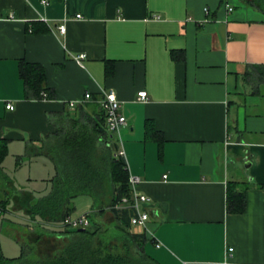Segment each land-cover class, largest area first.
<instances>
[{
    "label": "crops",
    "instance_id": "0c3cea01",
    "mask_svg": "<svg viewBox=\"0 0 264 264\" xmlns=\"http://www.w3.org/2000/svg\"><path fill=\"white\" fill-rule=\"evenodd\" d=\"M21 62L43 67L51 97L26 98ZM108 89L127 120L128 176L149 198L140 204L146 228L130 227L144 234L145 253L158 264H264V0H0V199L24 201L37 179L52 192L53 123L80 104L93 115ZM86 92L91 99L80 102ZM9 160L35 164L18 183L15 168L4 171ZM228 182L244 193L242 212L227 209ZM96 193L101 202L89 213L113 222L99 214L114 193L109 178ZM79 196L92 200L78 194L74 209ZM12 210L11 221L30 222ZM18 226L7 220L0 229L21 250Z\"/></svg>",
    "mask_w": 264,
    "mask_h": 264
},
{
    "label": "trees",
    "instance_id": "16d2710c",
    "mask_svg": "<svg viewBox=\"0 0 264 264\" xmlns=\"http://www.w3.org/2000/svg\"><path fill=\"white\" fill-rule=\"evenodd\" d=\"M19 76L26 89V98L41 100V92L48 93L45 71L41 65L21 62ZM77 108L76 115L59 114V120L53 123L56 125L55 131L48 134L55 140L46 149L56 167L52 178V192L38 199L28 193L24 201L21 195L18 199L19 208L27 212L30 222L8 220L13 224L35 226L57 236L70 237L53 255L37 258L28 250L26 242H21V253L14 258L4 256L0 245V264H158L144 252V234H136L130 230V217L135 211L126 162L115 154L116 141L104 126L103 110L95 107L92 115L83 110L82 104ZM146 126L149 127V124ZM98 141L103 144L102 154L99 155L96 154ZM6 153L7 140L0 138V164ZM106 178L112 183L114 193L107 208L100 206L99 214L103 216L106 210L109 211L112 224H108L103 218L97 221L96 213H87L91 224L89 227L78 230L79 228L69 229L64 226L63 221L74 209L72 199L78 194L87 193L101 202L102 196L96 193V189L103 185ZM122 198L127 201L121 203ZM13 202L8 197L0 199L2 213L6 210L12 212L8 205ZM121 204L127 206L120 207ZM244 207L243 191L238 190L234 182H228V211L242 212ZM49 225L56 227L50 228ZM111 243L119 246L122 251H110L108 246Z\"/></svg>",
    "mask_w": 264,
    "mask_h": 264
},
{
    "label": "rangeland",
    "instance_id": "374dc122",
    "mask_svg": "<svg viewBox=\"0 0 264 264\" xmlns=\"http://www.w3.org/2000/svg\"><path fill=\"white\" fill-rule=\"evenodd\" d=\"M116 152V151H115ZM117 155V154H116ZM29 164H35V160H33L32 162H28V160L24 163H22V166H18L16 165V161L15 160H9L8 162H6L4 164V171L7 174H10L13 172L14 168H15V172H17L16 176L13 177L14 180H16L17 182L19 181L18 179H21V177H25V173H28V165ZM12 178V177H11ZM16 182V183H17ZM20 183V182H18ZM3 181L0 178V193L2 190L3 186ZM29 186V184L27 185ZM29 191L33 192L34 197L36 199L42 197L41 195L45 196L44 194L47 193L46 191H48L46 189V182L42 181L40 179L37 180H33L31 187H29ZM1 196V194H0ZM6 197H2V199H5ZM9 198V197H8ZM20 198L19 194L17 193L16 196H12L11 199L14 201L12 204H10V207L14 204V207H11L12 209L18 210L19 208V204H18V199ZM87 196H79L77 198V207L75 206V209L73 210V212L71 213L70 217L72 219L77 218L79 216H82L84 214L89 213L90 208L94 207L96 205L100 204L99 199H95L92 198V200L90 199V204H89V208L85 211L82 212V209L84 207H86V202L88 201ZM9 207V205H8ZM14 210V211H15ZM13 211V210H12ZM11 212L9 211H4L3 212V217L2 219H0V228H1V224L6 222L7 220H10V216H11ZM107 214V218L111 219V214L109 212L106 213ZM19 214L16 213L15 216H18ZM14 216V214H13ZM95 219L97 220L98 218L95 217ZM99 221V220H97ZM108 224H112L111 221L107 222ZM19 227V232L21 233V236L24 240V242H26L27 244V248L28 250L32 251V254H34L33 257L37 258V257H41V256H50L53 255L55 253V251L57 250V248L59 246H61L63 243L67 242L68 239L65 237L64 239H54L51 237V234L48 231H38L35 228V226L33 227H28V226H18ZM14 237L12 234H10V232H8L6 229L2 228V230L0 229V243L1 246L3 248V255L8 257V258H14L20 255L21 251L18 248V245H16V243H14ZM18 248V249H17ZM109 250L112 252H121L122 249L119 246H115L113 243L110 244V246H108ZM145 252V251H144Z\"/></svg>",
    "mask_w": 264,
    "mask_h": 264
},
{
    "label": "built area",
    "instance_id": "2783aa9c",
    "mask_svg": "<svg viewBox=\"0 0 264 264\" xmlns=\"http://www.w3.org/2000/svg\"><path fill=\"white\" fill-rule=\"evenodd\" d=\"M207 7L204 8L207 11ZM228 10H232V7H228ZM76 17H80V14H77ZM59 31L62 33L64 31V26H59ZM84 54H79L76 56L77 60L84 58ZM43 97L47 98V93L42 92ZM91 99V95L89 92L84 94L83 99L80 102H85ZM138 100L144 101L146 99V92L141 90L138 92L137 96ZM101 109L104 114V126L105 128L112 133L113 138L119 147L116 149V153L118 156L124 158V151L120 147L121 143V129L126 126L127 120L125 116L120 111V103L116 97L115 92L112 89H108L102 91V97L99 100ZM70 107L77 105V102H69ZM7 109H13V105L11 103L6 104ZM139 182V178L136 176H128V183L131 189V198L132 205L135 210V213L130 217L129 225L130 227L140 226L142 228H146V223L148 221V213L140 209V204L143 202H147L149 198L144 194L138 192L136 190V184ZM127 201L126 198H122L121 203H125ZM119 207V206H117ZM1 215V212H0ZM63 225L69 229H78V228H86L89 227L90 220L89 217L84 214L77 218L72 219L70 216L66 217L63 221ZM159 245L158 243L156 244ZM232 248H228V251H231Z\"/></svg>",
    "mask_w": 264,
    "mask_h": 264
},
{
    "label": "water",
    "instance_id": "95a60500",
    "mask_svg": "<svg viewBox=\"0 0 264 264\" xmlns=\"http://www.w3.org/2000/svg\"><path fill=\"white\" fill-rule=\"evenodd\" d=\"M80 229H84V228H79L78 230H80Z\"/></svg>",
    "mask_w": 264,
    "mask_h": 264
}]
</instances>
